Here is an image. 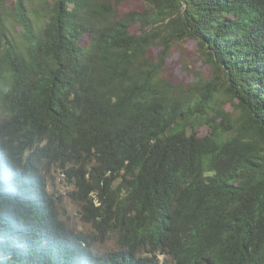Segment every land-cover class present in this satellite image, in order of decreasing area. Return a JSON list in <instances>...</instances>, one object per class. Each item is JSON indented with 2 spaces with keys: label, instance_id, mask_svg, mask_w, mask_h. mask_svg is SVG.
Listing matches in <instances>:
<instances>
[{
  "label": "trees",
  "instance_id": "1",
  "mask_svg": "<svg viewBox=\"0 0 264 264\" xmlns=\"http://www.w3.org/2000/svg\"><path fill=\"white\" fill-rule=\"evenodd\" d=\"M124 1L0 0V264H264V0Z\"/></svg>",
  "mask_w": 264,
  "mask_h": 264
},
{
  "label": "rangeland",
  "instance_id": "2",
  "mask_svg": "<svg viewBox=\"0 0 264 264\" xmlns=\"http://www.w3.org/2000/svg\"><path fill=\"white\" fill-rule=\"evenodd\" d=\"M143 8V0H126L119 6L122 14L141 10ZM133 32H139V25L132 28ZM90 35H84L80 40L81 46L88 45ZM159 48H153V54H157ZM189 66V67H188ZM209 66L205 64L198 56L197 42L188 40L185 43L175 46L167 59L165 68V77L173 83L189 84L195 80L194 72L199 71L207 75ZM230 112H235L231 105L226 106ZM207 133L206 128L201 129V135ZM51 179H49V190L59 199V210L61 218L67 223L69 228L76 232L92 233L93 228L90 224L83 222L81 218V206L73 198L74 185L68 184L58 173L51 171ZM115 249V241L110 240L104 243H97L95 250L100 253H106Z\"/></svg>",
  "mask_w": 264,
  "mask_h": 264
}]
</instances>
